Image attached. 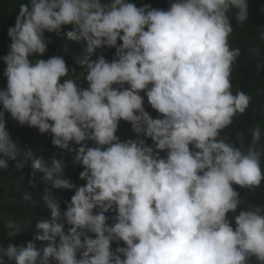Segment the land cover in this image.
Segmentation results:
<instances>
[{"label":"clouds","instance_id":"clouds-1","mask_svg":"<svg viewBox=\"0 0 264 264\" xmlns=\"http://www.w3.org/2000/svg\"><path fill=\"white\" fill-rule=\"evenodd\" d=\"M230 14L242 26L249 0H169L167 9L135 0L19 3L0 56V168L21 153L31 159L30 183L42 173L51 219L23 243L5 246L0 235V264H264V205L241 207L236 187L254 191L264 181L261 126L246 149L242 132L238 142L223 135L252 100L233 91L241 49L230 43ZM67 25L89 53L115 48L114 57L83 61L79 76L61 55L41 58L45 32ZM8 114L75 153L86 183L65 178L56 156L49 169L43 155L19 147ZM122 121L135 139L118 135ZM53 189L74 190L63 212ZM21 231L10 225L6 235Z\"/></svg>","mask_w":264,"mask_h":264},{"label":"trees","instance_id":"trees-1","mask_svg":"<svg viewBox=\"0 0 264 264\" xmlns=\"http://www.w3.org/2000/svg\"><path fill=\"white\" fill-rule=\"evenodd\" d=\"M21 2L22 0H0V56L6 55L9 51L11 38L7 34L8 28L9 26H14L16 15H18L19 11V3ZM135 2L138 4L151 3L153 7L164 9L169 6V0H135ZM232 22L235 31L230 37V43L232 47L241 49V56L234 66L232 77L233 91L243 90L252 96V100L246 113L243 116H238L233 126L225 130L223 135L229 137L232 141L238 142V134L242 132L246 149L252 140L251 129L257 125L261 126V143H264V41H261L259 35L261 31H264V0H249V19L242 26L236 27L234 15ZM71 27V25L64 26L65 30L59 34L45 32L49 43L47 51L41 58L47 59L53 55H61L70 66H75V74L79 76L83 68V61L95 59L101 52L109 60L114 57L115 48H98L95 53H89L86 41L67 36L66 33ZM4 67L6 65L0 61V87L6 86V78L2 76ZM145 107L153 118L158 115L147 104L146 97ZM7 127L12 137L17 140L18 146L24 150L31 148L36 156L43 155L45 157V165L49 169L52 167L51 157L56 156L61 159L65 178H69L77 185L86 183V180L79 178V173L83 171V167L74 162L75 153L58 149L52 145L50 133L41 134L37 128L20 125L19 122L11 119L10 114H8ZM118 135L121 139L136 138V133L131 128V125L123 121L121 122ZM147 143L149 145L152 144L150 138ZM89 146H91V142ZM161 154L164 155V153ZM17 161L24 163V167L17 168ZM17 161L9 159V167L7 169L0 168V235L3 236L5 246L10 241L23 243V241L33 239L37 235H42L43 230L37 228L38 221L51 219L50 210L42 199L45 187L40 180L42 173H37L35 178L37 186H33L30 183L33 171L31 159L25 162L21 153L17 157ZM262 166H264V158H262ZM236 187L241 197L245 200L241 207L247 208L253 204L264 205V181L254 191ZM53 193L61 198V210L63 212L67 208L63 201H70L71 196L74 195V190L53 189ZM108 215H111V213ZM109 223H111V220H109ZM10 225L12 228H20L22 230L20 236L8 237L6 235Z\"/></svg>","mask_w":264,"mask_h":264}]
</instances>
